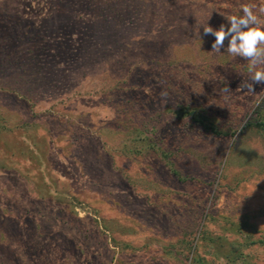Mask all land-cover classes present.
I'll return each mask as SVG.
<instances>
[{"label": "rangeland", "instance_id": "374dc122", "mask_svg": "<svg viewBox=\"0 0 264 264\" xmlns=\"http://www.w3.org/2000/svg\"><path fill=\"white\" fill-rule=\"evenodd\" d=\"M245 3L264 0H0L24 36L0 37V264H189L176 241L202 256L206 215L212 234L223 215L264 239V134L242 129L264 84L241 90L249 62L197 25L228 27ZM177 104L228 134L174 121ZM244 253L264 264V248Z\"/></svg>", "mask_w": 264, "mask_h": 264}, {"label": "trees", "instance_id": "16d2710c", "mask_svg": "<svg viewBox=\"0 0 264 264\" xmlns=\"http://www.w3.org/2000/svg\"><path fill=\"white\" fill-rule=\"evenodd\" d=\"M213 16L215 15H211L212 18ZM204 22L205 21L203 20L202 24H197L198 27L203 28V26H205ZM21 25L22 22L17 21L11 14L7 13L6 15H1L0 37H7L9 43L11 42V44L13 45L14 44L13 39L16 41L18 38L24 37L18 31V28ZM65 30H67L70 33H75V35L77 34L76 28H74L73 25L71 24L67 25L65 27ZM86 33H87L86 36L88 37L89 36L88 34L90 33L89 32ZM226 42L228 41L226 40ZM193 47H195L197 50H202L203 45L201 46V44L196 41ZM7 57H8L7 55H4L2 58L6 59ZM164 112L166 113V115H169V117L174 121L184 122V126L189 127V129L193 127H199L204 132L214 136H226L228 134V131H220L219 129H217L215 127V124L211 120H209L203 112L197 111L195 108H192L187 104L185 105L177 104L174 107L168 106L164 110ZM3 125L4 124L2 123V119H0V133H3L5 130ZM247 127H252L260 134H264V110H261L260 105H256V107L252 111V116L244 123L242 129H245ZM136 134L138 135V137L135 140L144 141L149 139L145 137V130H139ZM124 143H125L124 140L120 142L122 148H124ZM153 146H151V148ZM154 148L158 152V155L162 159L164 165L168 167L171 175L175 176V178L178 181L185 182L186 177L182 176L180 172L175 168L174 164L167 159L168 154L159 148L156 147ZM128 151H130L131 154L140 153L139 150L137 151L132 146L129 147ZM0 165H2L1 162ZM0 170H2L1 166H0ZM0 196L2 197L1 194ZM0 203L4 207L5 206L8 207V202L6 203L4 201L3 203L2 202ZM9 211L10 209L8 208L7 212ZM213 217L214 216L212 215L209 216L206 215L204 219L205 221L201 225L200 232L198 233L199 242H203L201 247L198 246V250L199 248H202V256L199 252L197 253L196 250L195 252L193 251L194 247H192V243L186 240V238H182L176 241L177 247H181V249L185 251L186 261L187 259L190 258L189 264H212L211 262L214 258H221L224 264H249L247 261V254L244 253V250H249L250 248H253L255 246L264 248V239L254 237L253 231L255 232V228L253 224H248L247 222H243L240 224L230 223L229 224L230 228H226L224 226L227 224V220L223 215L220 216L219 218L223 222L222 225H219L220 227L219 230L221 235L210 233L209 223H214L213 222L214 219H212ZM198 226L199 225L197 224L196 227ZM227 230L231 233L236 234L237 237L239 238L237 240L227 241L223 237ZM183 235L186 236L187 234L184 233ZM38 238L33 239L34 243L32 244H34L35 246L38 245L39 242ZM195 246L197 247V244ZM208 258H212V260L210 261Z\"/></svg>", "mask_w": 264, "mask_h": 264}, {"label": "clouds", "instance_id": "9594fccd", "mask_svg": "<svg viewBox=\"0 0 264 264\" xmlns=\"http://www.w3.org/2000/svg\"><path fill=\"white\" fill-rule=\"evenodd\" d=\"M264 4L245 3L241 5L240 15L226 17L230 26L221 25L218 30L203 26L205 36L212 35L215 41L212 44L213 53H221L225 41H228L226 52L233 57H240L249 62L251 82L241 84V90L254 92L255 84H264ZM199 32V30H198ZM225 88L224 91H228ZM165 95L162 93V96Z\"/></svg>", "mask_w": 264, "mask_h": 264}]
</instances>
